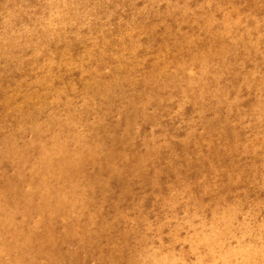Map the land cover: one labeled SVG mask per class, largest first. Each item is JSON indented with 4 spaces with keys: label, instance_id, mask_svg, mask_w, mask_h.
I'll list each match as a JSON object with an SVG mask.
<instances>
[{
    "label": "rangeland",
    "instance_id": "374dc122",
    "mask_svg": "<svg viewBox=\"0 0 264 264\" xmlns=\"http://www.w3.org/2000/svg\"><path fill=\"white\" fill-rule=\"evenodd\" d=\"M0 264H264V0H0Z\"/></svg>",
    "mask_w": 264,
    "mask_h": 264
},
{
    "label": "bare ground",
    "instance_id": "6f19581e",
    "mask_svg": "<svg viewBox=\"0 0 264 264\" xmlns=\"http://www.w3.org/2000/svg\"><path fill=\"white\" fill-rule=\"evenodd\" d=\"M30 241V240H29ZM3 258V257H2ZM7 262V261H6Z\"/></svg>",
    "mask_w": 264,
    "mask_h": 264
}]
</instances>
